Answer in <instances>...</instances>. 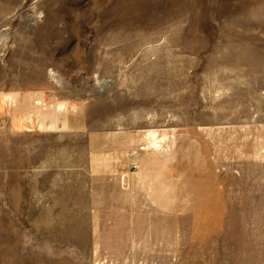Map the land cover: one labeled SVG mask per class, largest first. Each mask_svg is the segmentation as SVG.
I'll list each match as a JSON object with an SVG mask.
<instances>
[{"label": "rangeland", "instance_id": "obj_1", "mask_svg": "<svg viewBox=\"0 0 264 264\" xmlns=\"http://www.w3.org/2000/svg\"><path fill=\"white\" fill-rule=\"evenodd\" d=\"M1 99L0 264H264V0H0Z\"/></svg>", "mask_w": 264, "mask_h": 264}, {"label": "crops", "instance_id": "obj_2", "mask_svg": "<svg viewBox=\"0 0 264 264\" xmlns=\"http://www.w3.org/2000/svg\"><path fill=\"white\" fill-rule=\"evenodd\" d=\"M23 100V104L25 103V101L27 100V99H22ZM4 101L1 99L0 100V118H1V113H4V111L6 110L7 111V113H8V117H9V119H8V122L10 123V127L12 128L13 126H14V124H15V121H14V118H15V112H13L14 111V107L13 106H11V108L10 107H8V106H6L5 107V104L3 103ZM0 127H1V122H0ZM150 137H149V135H148V139H149ZM152 139H156V137H154V138H152ZM149 141H150V139H149ZM155 150H158V149H160V147H158V145H157V143L155 142L154 143V146H152ZM256 239H259V238H256ZM254 246L255 247H257V248H259V249H264V241H263V238H262V240L261 239H259L255 244H254Z\"/></svg>", "mask_w": 264, "mask_h": 264}, {"label": "bare ground", "instance_id": "obj_3", "mask_svg": "<svg viewBox=\"0 0 264 264\" xmlns=\"http://www.w3.org/2000/svg\"><path fill=\"white\" fill-rule=\"evenodd\" d=\"M153 136H154V135H153ZM153 136H152V137H153Z\"/></svg>", "mask_w": 264, "mask_h": 264}]
</instances>
